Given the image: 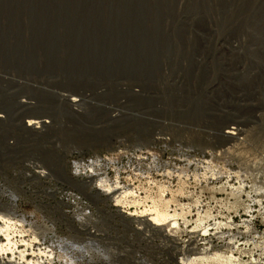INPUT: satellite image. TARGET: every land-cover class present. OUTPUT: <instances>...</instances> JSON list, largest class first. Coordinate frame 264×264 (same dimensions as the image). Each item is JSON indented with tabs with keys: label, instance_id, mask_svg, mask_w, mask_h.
<instances>
[{
	"label": "rangeland",
	"instance_id": "1",
	"mask_svg": "<svg viewBox=\"0 0 264 264\" xmlns=\"http://www.w3.org/2000/svg\"><path fill=\"white\" fill-rule=\"evenodd\" d=\"M142 34L154 67L106 54ZM0 113V264H264V0H0ZM119 150L152 152L112 193L132 218L70 168ZM154 206L175 223L145 221Z\"/></svg>",
	"mask_w": 264,
	"mask_h": 264
},
{
	"label": "built area",
	"instance_id": "2",
	"mask_svg": "<svg viewBox=\"0 0 264 264\" xmlns=\"http://www.w3.org/2000/svg\"><path fill=\"white\" fill-rule=\"evenodd\" d=\"M5 118L6 116L0 113V120H4ZM20 126L21 129L31 133L35 132L38 135L42 134L46 128L51 126V121L44 116H35L34 118L23 117L20 122ZM17 143L16 136L7 139V145L10 147L16 146ZM151 155L152 152L150 151H147L146 153L143 152L142 154H136L135 152H130L128 150H119L112 154H103L98 152L84 155L79 153L73 156L70 160V168L73 176L77 180L81 181L82 183H87L88 185L90 184L100 187L106 192V195H108L107 193H110V196L112 197L111 205L115 207V209L120 212L121 215L132 218L135 217L134 215H131L132 212H136L138 210L141 211L140 206H133V204L130 203V200L134 198V196L126 197L128 202L123 199V203L114 205L116 201H114L115 198L112 196V193L116 192L114 194L116 196L120 191L123 190L125 186H134L137 176L132 173V169L134 168L132 162L150 158ZM26 165L27 168L35 172L36 175L44 176L47 174V171L40 165L38 160L28 159ZM122 196L123 194L121 193V198H124ZM75 197L76 199L78 198V201L82 204L83 208L90 209V202L87 203L84 197L73 196V198ZM148 206L149 205H147V207ZM8 215L11 218H14V216L10 214ZM87 231L89 234L94 236L100 234L99 227L94 224H90L89 228L87 226ZM18 238L20 239L21 237L18 236Z\"/></svg>",
	"mask_w": 264,
	"mask_h": 264
},
{
	"label": "bare ground",
	"instance_id": "3",
	"mask_svg": "<svg viewBox=\"0 0 264 264\" xmlns=\"http://www.w3.org/2000/svg\"><path fill=\"white\" fill-rule=\"evenodd\" d=\"M63 98L65 100L69 101L72 105H76L77 103L80 102V99L77 98V97H73L72 94L64 95ZM22 103H27V102L25 100H23ZM39 117H41V116H39ZM28 118H34V117L33 116H28ZM240 131H241V129H239L237 127H231L229 129H226L224 131V134H225V136L227 138H232L233 139V138H236V136L240 133ZM32 134H37V133L32 132ZM129 194L127 193V195H129ZM147 210L145 209V211H143L144 214H148L151 217L145 218V221H148L149 223H152L153 225L162 226V225L168 224L169 226H171L172 222L175 223V215L174 214H170L169 212H166L165 210H163L161 208H158L156 206L151 207L149 209V211H147ZM0 220H2L3 223H4V226L2 227L0 232H1L2 235H4V238L6 240L5 243H0V250L3 251V250H7L6 247H9L8 249H11L13 244H15V242L13 240V237H12L13 235H12V232H11V230H13L12 229V225H14L15 223L12 222V218L10 216H8L6 214H3V213H0ZM13 221H15V220H13ZM4 264H7V262L4 263Z\"/></svg>",
	"mask_w": 264,
	"mask_h": 264
},
{
	"label": "water",
	"instance_id": "4",
	"mask_svg": "<svg viewBox=\"0 0 264 264\" xmlns=\"http://www.w3.org/2000/svg\"><path fill=\"white\" fill-rule=\"evenodd\" d=\"M151 35H155V29L150 30ZM145 38V37H144ZM144 38L142 34V38L139 39L137 45L135 48L132 49H123V48H117L113 45L114 43L111 42L110 47H108L106 51V54L109 56L112 55V53L116 52V55H119L121 58L124 59L126 62H130L131 64L141 66L144 68H150L154 67L156 65V60L158 57L157 51H150L145 45H144ZM91 46H87L84 51L91 53Z\"/></svg>",
	"mask_w": 264,
	"mask_h": 264
}]
</instances>
